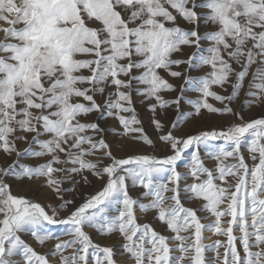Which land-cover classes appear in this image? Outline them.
I'll return each instance as SVG.
<instances>
[{
    "label": "snow or ice",
    "instance_id": "1",
    "mask_svg": "<svg viewBox=\"0 0 264 264\" xmlns=\"http://www.w3.org/2000/svg\"><path fill=\"white\" fill-rule=\"evenodd\" d=\"M0 34V264H264V0H0Z\"/></svg>",
    "mask_w": 264,
    "mask_h": 264
},
{
    "label": "rangeland",
    "instance_id": "2",
    "mask_svg": "<svg viewBox=\"0 0 264 264\" xmlns=\"http://www.w3.org/2000/svg\"><path fill=\"white\" fill-rule=\"evenodd\" d=\"M6 26V25H5ZM204 26L203 24L201 25V31H204ZM2 35V34H0ZM207 46V45H205ZM191 49H187L185 53H189L191 52ZM182 58H187L182 57ZM208 71L207 68L203 69V70H191L190 74L194 77L197 76H201L204 73H206ZM173 83H177L179 84V81H172ZM217 91H220L219 89H216ZM227 95V93H222ZM189 96L193 99H195L198 94L197 93H189ZM97 99L99 100L100 98L97 97ZM134 106L136 108V112H137V116L138 118L142 121L145 133L152 138L154 141H156V151L153 152L151 148L147 147V146H143L141 145L140 151L146 154H154L156 156H163L166 155V146L163 145L162 143H160L157 140V133L154 130V126L151 123V117H152V113L148 110L147 105L142 104L141 103V99L139 97L134 96ZM242 99V98H241ZM209 103H212L214 106L216 107H222L220 104H218L216 101L212 100L211 98H209ZM232 107L237 110V111H242V115L244 117L245 120H251V119H255V118H259L261 115H264V112H262L261 109L259 108H253L252 110H248V109H242L241 108V101L238 100L236 103H234L232 105ZM188 105L185 104V110H187ZM172 116L174 117V114H172ZM96 119L95 114H93L92 116L88 117L87 120L85 122H94ZM231 117L229 116H224V117H220V116H216V115H209V114H205V118L203 121L199 122V123H185V122H181V126L180 129L178 131H176V135L177 136H181L183 135L185 132L192 130L194 127H199L202 129H211V128H223L226 124L231 122ZM100 123V125L105 129V135L108 139V141L110 143H112L114 146L121 143V138L118 134V123L116 121L110 120V119H101L98 121ZM126 140V138H125ZM25 145L21 144L20 147L23 148ZM191 151V150H190ZM190 151L189 153L185 154L184 159L181 162V167H180V171H185L183 165L189 162V155H190ZM246 160L248 157V152L246 150H244L243 152ZM117 155H122V153H117ZM203 156V154H202ZM206 162H207V157H203ZM5 157L3 156V153H0V163H3ZM250 162V161H249ZM207 166L209 168L213 167V162H207ZM189 183H191V181H188ZM100 187L99 182L94 181V187L93 188H89L87 189L88 192H94L96 191L98 188ZM13 192L14 194L17 195H27L30 198L37 200L38 202L42 203V204H47V203H58V201H55L54 198L52 197L51 193L48 192L47 189H42V188H36V187H31V188H24L21 189L19 187H17L16 185H13ZM132 195L138 196L139 195V191L133 192ZM137 215H140V213H137ZM146 221H150L152 222V226L159 232H162L163 234L167 235L168 233L164 231L163 227L161 225H159L157 222L152 220V215L149 214L147 215V217L143 220H141V223H144ZM211 222L210 220L205 221V223H209ZM62 227L61 226H53L52 231L56 232L57 234H59L62 231ZM93 234V238L96 242L101 243V244H119V241L116 239L113 240H104L102 238H99L95 235V233ZM206 236H210V233H205ZM67 238V237H66ZM216 239L215 236H212L211 239L206 240L205 243L206 244H210L212 243L214 240ZM221 239H225L223 237H221ZM30 243H33V247L36 248V250L38 252H46L50 249L53 248L54 244L56 243V241H49L47 242L46 246L44 247H40L38 245H36L34 242L29 241Z\"/></svg>",
    "mask_w": 264,
    "mask_h": 264
},
{
    "label": "bare ground",
    "instance_id": "3",
    "mask_svg": "<svg viewBox=\"0 0 264 264\" xmlns=\"http://www.w3.org/2000/svg\"><path fill=\"white\" fill-rule=\"evenodd\" d=\"M185 51H186V49H185Z\"/></svg>",
    "mask_w": 264,
    "mask_h": 264
}]
</instances>
